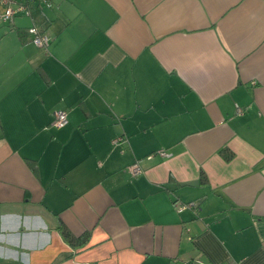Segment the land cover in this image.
<instances>
[{"label":"crops","instance_id":"1","mask_svg":"<svg viewBox=\"0 0 264 264\" xmlns=\"http://www.w3.org/2000/svg\"><path fill=\"white\" fill-rule=\"evenodd\" d=\"M50 2L0 19V264H264V0Z\"/></svg>","mask_w":264,"mask_h":264},{"label":"built area","instance_id":"2","mask_svg":"<svg viewBox=\"0 0 264 264\" xmlns=\"http://www.w3.org/2000/svg\"><path fill=\"white\" fill-rule=\"evenodd\" d=\"M26 3H18L16 0H0V7H1V13H0V19L2 22H10L11 19L15 14L23 13L24 15H30V8L27 4L28 1H34L37 2L38 5L44 6V7H50L51 2L50 0H25ZM28 32L31 34V40L34 45H36L39 48H47V46L50 43V36L43 32L38 26L32 25L28 28ZM68 122L67 118V111L64 109H57L54 111V118L52 120V125L60 128L64 126ZM123 136H115L112 138L111 142L113 145L121 144L124 141ZM152 155H158L159 157H169L170 153L167 150L160 149L156 151ZM150 155V156H152ZM128 171L132 175H137L142 172V169L138 162L132 163L130 166H128ZM193 202H187V203H178L176 205V210L182 211L186 208H192Z\"/></svg>","mask_w":264,"mask_h":264},{"label":"trees","instance_id":"3","mask_svg":"<svg viewBox=\"0 0 264 264\" xmlns=\"http://www.w3.org/2000/svg\"><path fill=\"white\" fill-rule=\"evenodd\" d=\"M27 31H28V29H27ZM219 153L226 160H229L230 158H232V155H233L232 152L227 147H222L219 150ZM59 232H60L61 236L63 237V239L66 241V243L68 245H70L71 247H80V246H83L86 243V241L88 240V237H89V233L88 232H85L84 234H82L80 236H74L66 228V226L63 225V224H60L59 225Z\"/></svg>","mask_w":264,"mask_h":264}]
</instances>
